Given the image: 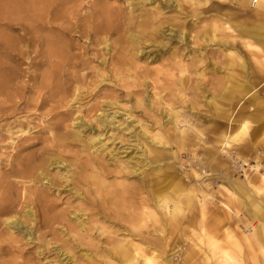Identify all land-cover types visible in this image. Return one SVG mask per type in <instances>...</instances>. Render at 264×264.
Segmentation results:
<instances>
[{
	"label": "rangeland",
	"instance_id": "obj_1",
	"mask_svg": "<svg viewBox=\"0 0 264 264\" xmlns=\"http://www.w3.org/2000/svg\"><path fill=\"white\" fill-rule=\"evenodd\" d=\"M246 4L0 0V44L10 55L0 51V80L7 82L0 99L12 86H25L15 92L20 102L4 104L0 178L19 163L27 168L0 180V198L13 199L18 224L5 225L6 215H0V264H125L116 249L130 240L171 264H220L223 251L240 264H253L239 235L259 226L253 208L264 210V191L251 190L247 208L240 209L221 184L245 176L258 183L250 165L258 154L264 165V73L239 38L213 32L225 23L231 25L227 34L240 35L241 25L264 20ZM100 8L109 15H96ZM8 12L10 19L3 17ZM72 15L76 25L89 29L107 23L112 34L60 41L68 54L50 56L51 41L45 39L54 32L44 26ZM30 16L37 21L30 27L31 44ZM70 54L75 76L65 88ZM251 86L256 93L245 101ZM243 121L245 132L219 152L220 133ZM177 127L188 129L181 133ZM89 131L104 140L88 141ZM50 160L63 163L48 165ZM193 194L205 203L202 216L185 202L172 214L174 201ZM162 195L166 210L157 203ZM222 202L240 214L229 217ZM201 225L217 244L208 261L192 235ZM227 230L233 239L226 238ZM259 236L261 244L251 240L249 246L264 264V230Z\"/></svg>",
	"mask_w": 264,
	"mask_h": 264
},
{
	"label": "bare ground",
	"instance_id": "obj_2",
	"mask_svg": "<svg viewBox=\"0 0 264 264\" xmlns=\"http://www.w3.org/2000/svg\"><path fill=\"white\" fill-rule=\"evenodd\" d=\"M236 1L240 6L242 7H248L247 6V1L248 4H250L249 0H234ZM66 2V1H65ZM8 5V4H7ZM252 11L256 12L258 15H262L264 14V0H258L256 2L255 5L252 6ZM10 12L7 13V15H3L4 18H9V14ZM95 14L98 16H108L109 13L106 12L105 9L100 8V9H96L95 10ZM110 16H112L110 14ZM2 18V19H4ZM28 20V30H26L28 32V36L27 39V43L31 44V42L34 41L33 39V30L30 29V27H32L33 24H36L37 21L32 20V17L30 16L29 18L27 17ZM73 20V21H72ZM54 21V20H53ZM76 21V15L75 16H71V18L68 21H62V22H58L56 24H52V22L49 20L47 21V25H45L44 27H48L49 30H51L52 32H54V35H50L47 37L46 42L47 41H51L50 43V51H49V55L50 56H55V57H61L62 59H64L66 57V55L68 54L65 50H64V46L60 45V41H64V40H76V41H80V39H96L98 34H108L111 35L112 34V29L110 27L107 26V23L98 25L92 29L89 28H85L84 26L80 25H76L75 24ZM40 25V24H39ZM223 25L225 26H219V25H215L214 26V30H218V31H213L214 33L218 32L220 34V36L222 37V35L224 36L225 39H235V38H239V41L241 42V44L244 45V47H246L249 50V53L252 57H254L255 61L257 62L258 66L260 67V72L264 73V57L261 55L262 52L264 53V20L256 21L254 23H252V25H241L238 28V33H240V35H236L233 34V30H231V32H229L228 34L225 32L231 29V25H227L225 23H223ZM136 27V26H135ZM137 28V27H136ZM116 29L117 28H113ZM115 30V31H116ZM226 33V34H225ZM135 32H130L129 36H135L134 35ZM242 34V37H241ZM98 38V37H97ZM131 44L133 46V50L137 51V46L135 45V41L133 39H131ZM5 44H0V51L3 55L5 56H10L6 51L3 50V46ZM226 46V45H225ZM228 48L230 47L227 46ZM87 49V48H84ZM135 53V52H134ZM138 53V51L136 52ZM173 54V53H172ZM227 55L229 57H231L232 59H236L238 58L235 54H233V51H229L227 52ZM69 59L67 57V59L64 61V65L67 66V70H70L67 73L68 75V81L65 83V88L69 87L72 83H73V77L75 76L73 68L75 66L74 62H72L73 58L75 57L74 54H70L68 55ZM36 57V56H34ZM30 65L33 64V58L29 61ZM244 65H242L243 67ZM244 68V67H243ZM7 82L6 81H2L0 80V93L2 92L1 90H4V88L6 87ZM25 86L22 87H17V86H12L11 91L8 93H4L3 94V99H0V120H3V116L6 115V108H5V103H11L13 105H16V103L19 101H21V97L16 96L15 92L16 90L19 88L20 90L23 89ZM256 93V89H253V87L251 86V88H248L246 90V92L243 94V99L246 101L247 99H250L251 97H253V94ZM16 96V97H15ZM107 118H109V122H113L114 120V116L113 115H107ZM173 121L176 124L179 123V121L177 120V114L175 112H173ZM119 125V123H117ZM240 125L234 130V131H229V127H227L226 130H223L220 135H219V139L218 141H220L221 143V147H219L218 151L221 153H225L226 151L223 149L224 147H230L232 145V143L234 141H236V139L245 132L247 125L246 123L241 122L239 123ZM82 124H77V131L75 133V135L77 137H80L82 128L81 127ZM229 126V125H228ZM178 129V127H177ZM186 129H188V127H182L179 131L182 133L183 131H185ZM21 132H23L22 129H18ZM95 130V129H94ZM90 135L86 136V139H88V141H92V140H96L98 139L101 134L100 132L98 134H93L89 131ZM144 133L146 134H150V131H145ZM152 139L154 138L153 134L149 135ZM262 139H264V134L261 136ZM183 139V138H182ZM104 140V138L100 139L98 141H102ZM157 155L154 154V158ZM215 156V154L213 155ZM262 159V156L260 154L257 155V159H256V163L253 165H250L251 170H254V173H256L255 177L257 178L256 180H258L257 184H254L252 182V178H250V176H245V178L241 181L237 180V179H232V180H228L225 183L221 184V187L223 190H225L226 192V198L231 202H235L238 204V206H240L241 208H247L246 207V201L249 198V193L251 192V190H254L256 193H258V191H264V165L260 164V160ZM58 163H63L62 161H56V160H50V163L48 165L51 164H58ZM26 163H19L18 165H15V167H9L7 169H4V172L1 174V179H7L10 176H18V175H22L25 173V169H20L19 167H25ZM245 164V163H244ZM246 170V169H244ZM39 173H43L42 171H39ZM246 175V174H245ZM197 177H199V174H196ZM11 183V182H9ZM2 185V182H0V186ZM259 185V186H258ZM23 188L25 189V186H23ZM203 197H205L202 194ZM198 199V195H189L187 196L185 199L181 200V199H177L176 201L173 202V212L172 214H176V212H179L182 208L181 205L183 202H185L187 205H192V206H196L198 207V211H199V215L202 216V214L205 213V203L204 201H200L197 200ZM158 206L162 207L166 210V204H167V197H165L164 195L161 196V198H159L157 200ZM224 207V211L226 212V214L231 217V213L239 215V210H233L230 208V206H228L227 204H225L224 202L221 203ZM253 204V203H251ZM250 206L252 207L253 205ZM15 208V204L13 199L10 196H3L2 198H0V215L5 214L6 218L4 219L3 223L5 225L8 226H13V227H18L17 224V212L14 209ZM254 210L258 211L254 213V218H258L260 224L259 226L255 227V228H251L250 229V233L249 236L245 235V234H240L239 237L244 240V242L247 244L248 246V255L250 258V261L253 264H259L258 262V258L257 255L253 254L252 248L251 246H249L251 240H255L257 243L261 244V240L262 238L259 236L261 231L264 230V210H257V206H254L253 208ZM27 212L30 216H34V213L31 211V209H27ZM234 233H232V231L227 230L225 232V236L227 239H233L235 235H233ZM193 235V240H194V245L197 246L199 248V250L203 252V254H205V259L208 261L209 258H211V256L215 253L216 249H217V244L216 242L212 239V237L205 231L203 225L200 226L199 230L192 232ZM116 253L118 255V258L122 260L123 263L125 264H171L172 260L169 259L166 262H164L162 259L159 258V254H152L150 255V251H148V253H146L144 251V249L141 247L140 244L138 243H134L131 240L127 241L126 244H119V246L116 249ZM208 257V258H207ZM221 261L219 262L220 264H240V261L238 259H234L233 256L229 255L228 252L223 251L221 253Z\"/></svg>",
	"mask_w": 264,
	"mask_h": 264
},
{
	"label": "built area",
	"instance_id": "obj_3",
	"mask_svg": "<svg viewBox=\"0 0 264 264\" xmlns=\"http://www.w3.org/2000/svg\"><path fill=\"white\" fill-rule=\"evenodd\" d=\"M249 1H250V4H249V5L253 6V5L256 4V2H257L258 0H249Z\"/></svg>",
	"mask_w": 264,
	"mask_h": 264
}]
</instances>
